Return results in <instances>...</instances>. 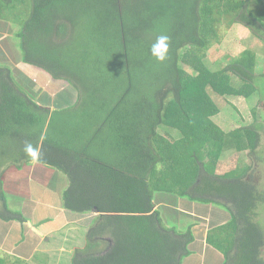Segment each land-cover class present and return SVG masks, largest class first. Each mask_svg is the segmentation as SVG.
Returning a JSON list of instances; mask_svg holds the SVG:
<instances>
[{"label":"trees","instance_id":"16d2710c","mask_svg":"<svg viewBox=\"0 0 264 264\" xmlns=\"http://www.w3.org/2000/svg\"><path fill=\"white\" fill-rule=\"evenodd\" d=\"M238 20L264 34V0H0V42L14 38L22 63L76 92L74 105L67 96L64 108L40 105L34 82L0 51V220L27 222L8 199L25 200L30 142L40 150L36 178L61 194L63 208L98 213L72 264H182L199 221L166 225L156 193L228 210L230 220L208 231V246L223 264H264L255 169L218 175L208 153L216 146L249 156L261 145L260 128L226 133L184 66L206 59L221 25ZM162 34L170 47L160 63L150 48ZM256 58L245 51L224 70L252 84ZM0 264L27 263L0 250Z\"/></svg>","mask_w":264,"mask_h":264},{"label":"rangeland","instance_id":"374dc122","mask_svg":"<svg viewBox=\"0 0 264 264\" xmlns=\"http://www.w3.org/2000/svg\"><path fill=\"white\" fill-rule=\"evenodd\" d=\"M260 31L263 30L261 28H259L257 31L249 29L239 20L236 21V23H234L231 27L228 26V22H224L220 28L219 42L218 44L214 43V45L210 48L207 58L200 61L196 56L188 58V62L184 64V66H187V68H189L193 74H196V78L198 79L199 84L204 92H208L211 96V100H208L210 102L207 107H214L211 109V111L214 112L212 115V120L215 119V122L219 123L226 132H232L233 130L238 129V127H249V125H256L260 128L261 145L259 146L257 152H254L249 156V151L235 156H233L234 154H232V152L225 150L219 154L216 146L210 147L208 153L210 155L209 158L215 157L214 160H216V163L218 164V175H223L231 169H236L242 172L243 168L250 164L256 171L258 182L257 186L264 194V41L259 38L260 35H263L262 39H264V34ZM5 44H7L10 47V50H12L10 53L13 55V57L10 54L9 55L10 60L15 61V64H17L15 68L16 73L17 71L22 72L23 68H20L19 66L22 63V60L20 52L16 46V40L14 38L12 39L11 37H8ZM245 51H252L257 56L255 77L252 84H244L241 78L235 76L228 70H224L226 66L237 62L241 54ZM195 62H197V65L194 64ZM34 85L36 86V84ZM63 86L64 88L69 87L68 89H71V87L67 84H64ZM260 98L263 99V104L260 102ZM255 109L257 116H255L253 112ZM260 122L262 124H259ZM4 188L7 189L5 185ZM20 188L21 189L19 192L20 195H22L24 186H20ZM156 194L167 197L169 202L171 199L172 202L178 199L173 194ZM7 196L10 195L7 194ZM12 196L15 197V194L13 193ZM14 197L10 196L8 199V206L10 207V210L17 213V210H20L19 208L24 207V203L20 200L21 198L18 199V197ZM19 202L22 203L17 205ZM1 207L2 201H0V208ZM96 214L98 215L97 212ZM258 214L259 216L257 217L256 222L260 225L264 232V200L263 202L259 203ZM93 217L95 216L85 215L84 218L79 221V224L83 225V223H87V221L90 222L91 218ZM0 222L11 228V226L15 224V222H18V220L6 222L0 220ZM43 222L48 223L50 227L53 226V224L50 222ZM19 227L21 228L18 229V233L13 235L14 240L19 237L20 231L23 230V225ZM89 227H86V230L83 231V228L79 227V225H72L69 228L73 230V234L67 235L71 237L70 239L60 236V239L57 242H55L56 238L52 240L53 245H47L48 249L49 247L51 248L50 253L53 252L54 254L53 257H49V262L39 263L40 259L37 262L32 259V263L72 264L75 250L78 247L83 248L86 245L85 238H87ZM47 241L50 242L49 238ZM70 257H72L71 260Z\"/></svg>","mask_w":264,"mask_h":264},{"label":"crops","instance_id":"0c3cea01","mask_svg":"<svg viewBox=\"0 0 264 264\" xmlns=\"http://www.w3.org/2000/svg\"><path fill=\"white\" fill-rule=\"evenodd\" d=\"M9 50L10 47L7 44L0 42V51L8 58L9 64L15 70L17 64H15V61L10 60V55L12 57L13 55L8 52ZM19 66L23 68L22 72L36 84L35 90L39 94L40 105L52 110L64 108L66 105L62 106L61 100H64L66 96L72 97L71 105L75 104L76 92L71 86V89H68L69 87L64 88L62 82L56 81L46 73L24 63ZM47 98H49L50 103L47 102ZM56 103H59V106ZM217 124L220 126L219 123ZM221 128L225 131L223 127ZM232 154H234L233 156L239 155L236 151H233ZM35 165L33 164L27 179L23 178L21 180V186H24L22 196L25 197L22 211L27 222H15L11 228L0 222V250L25 261L27 264H33L32 259L36 262L40 259L39 263L49 262V257H53L54 254L53 252L50 253L51 248L48 249L47 245H53L52 240L54 238H56L55 242L60 239V236L70 239L71 237L67 235H72L73 230L69 227L79 225L85 231L86 227L88 228L97 216L95 212L87 214L95 217L91 218L90 222L87 221V223L80 225L79 221L85 215L65 210L61 194L36 178ZM177 198L176 201L172 202L171 199L169 202L167 197L156 194L154 201L155 209L159 210L166 225L181 226V220L183 219L187 220L186 222L199 221L193 228L194 240L189 245V254L183 258L182 264H223V254L208 246L207 235L212 226L223 225L230 220L231 216L228 210L211 204ZM43 221L50 222L53 226L50 227L48 223ZM19 224L23 225V230L20 231L19 237L14 240L13 235L18 233V229L21 228ZM46 238H49L50 242Z\"/></svg>","mask_w":264,"mask_h":264},{"label":"clouds","instance_id":"9594fccd","mask_svg":"<svg viewBox=\"0 0 264 264\" xmlns=\"http://www.w3.org/2000/svg\"><path fill=\"white\" fill-rule=\"evenodd\" d=\"M170 47V38L168 35H159L155 42L151 45V56L158 62L163 63L168 59ZM24 153L26 157L30 158L32 164L39 162L40 150L39 147L33 146L32 143L27 142L24 146Z\"/></svg>","mask_w":264,"mask_h":264},{"label":"flooded vegetation","instance_id":"af4514ba","mask_svg":"<svg viewBox=\"0 0 264 264\" xmlns=\"http://www.w3.org/2000/svg\"><path fill=\"white\" fill-rule=\"evenodd\" d=\"M262 41H264V39H262Z\"/></svg>","mask_w":264,"mask_h":264}]
</instances>
